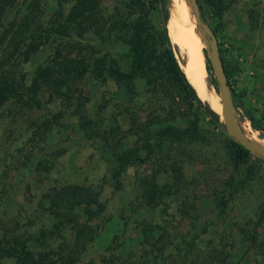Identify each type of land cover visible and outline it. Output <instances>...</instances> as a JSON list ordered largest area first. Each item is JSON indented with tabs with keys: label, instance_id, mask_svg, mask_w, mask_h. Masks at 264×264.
Masks as SVG:
<instances>
[{
	"label": "trees",
	"instance_id": "trees-1",
	"mask_svg": "<svg viewBox=\"0 0 264 264\" xmlns=\"http://www.w3.org/2000/svg\"><path fill=\"white\" fill-rule=\"evenodd\" d=\"M196 1L206 23L204 4L217 18L224 8L223 0ZM167 3L168 0H112L111 7H107L104 0H56L57 9L46 15L45 0H0V49L6 52L5 57L0 58V116L2 108L9 102L12 104L7 110L9 116L19 115L24 110H42L40 95L47 92L51 99L58 100L59 108L33 124L26 139L44 135L65 117L75 118L78 128L88 137L89 120L85 117L89 98L82 92L80 81L92 76L106 89L97 103L98 113L104 111L110 100L112 110L125 113L127 119L123 131L115 116L103 132L94 128L96 135L110 149L109 178L113 191L120 189V177L127 166L144 163L154 154H163L164 150L169 153L173 148L178 151L177 147L182 145L203 142L206 139L201 126L203 116L216 128L222 129V122L218 114L199 99L185 67L175 57V46L169 37ZM13 8L12 16L7 18L5 13ZM193 28L198 33L194 22ZM48 43L50 53L42 62L30 72L17 76L15 66L28 62ZM95 47L100 48L98 51L103 48L102 52L95 57L87 54ZM119 47L123 49L118 50ZM220 58L231 86L230 75L236 66L224 62L221 54ZM204 64L207 71L211 69L206 56ZM213 83L216 89L215 80ZM140 93L146 95L145 104L152 106L143 121L133 114ZM239 93L231 86L236 109L242 95ZM174 97L185 107L182 124L175 122L151 127L154 106L162 105L164 113L173 118L171 103L175 101ZM194 108L201 109L202 117ZM244 114L251 127L258 130L251 113L245 110ZM129 135L134 136L132 144L117 147V143ZM258 135L264 137V134ZM227 141V160L237 175L224 181L226 188L212 192L218 216L224 213L233 192L244 188L255 174V168L248 164L252 154L233 139ZM43 163L39 159L36 167ZM180 165L177 157L169 164L174 189H179L184 181ZM153 178L139 180L141 196L151 206L162 203L165 207L169 195L157 189ZM40 200L46 217L42 223L31 231L11 230L1 234L0 264H75L87 244L98 235L97 221L106 208V200L101 198L99 190L77 182L54 184L42 192ZM263 213L264 210L253 228L260 224ZM12 227L17 228L16 221ZM168 227L164 223H143L142 241L149 245L148 254L151 255L144 260L148 264H157L165 256H174L175 252L181 264L225 263L228 254L221 245L203 249L198 232L187 230L176 237L177 233L173 235V229ZM67 231L71 234L70 242L63 241L52 247L51 241L63 238ZM243 232L253 244L257 242L254 230L250 232L243 228Z\"/></svg>",
	"mask_w": 264,
	"mask_h": 264
},
{
	"label": "rangeland",
	"instance_id": "rangeland-1",
	"mask_svg": "<svg viewBox=\"0 0 264 264\" xmlns=\"http://www.w3.org/2000/svg\"><path fill=\"white\" fill-rule=\"evenodd\" d=\"M104 4L111 7L112 0H104ZM44 5L46 15L57 9L56 0H45ZM173 5L181 9L180 12L186 17L188 36L181 32L172 16ZM222 5L224 8L219 18L205 4L203 14L208 26L214 29L224 62L236 66L229 81L234 91L242 94L236 109L237 120L240 126L242 122H247L251 127L244 114L245 110L249 111L259 126L258 130L251 129L257 135L264 134V0H223ZM14 9L5 13V16L10 18ZM167 10L170 19L167 18L169 37L175 46L177 61L185 67L192 84H195V74L206 87L209 96L218 101L214 75L211 69H205L204 46L199 33L193 28L190 8L184 0H168ZM99 49L91 48L87 54L95 57L103 48L101 51ZM122 49L119 47L118 50ZM47 53H50L49 43L33 54L28 62L16 65V75L30 72L42 62ZM5 55L6 52L0 49V58ZM80 85L83 86L82 92L89 98L85 117L89 120L88 137L84 136L83 129L78 128L75 118L65 117L44 135L36 136L33 140L26 139L33 124L59 108L58 100L51 99L47 92L40 95L44 106L42 110H24L19 115L9 116L7 110L11 109L12 104L9 102L2 108L0 237L11 230L31 231L45 220L40 199L47 187L77 182L99 190L101 198L106 200V208L97 221L98 235L87 244L75 264H148L144 260L151 256L148 254L150 247L142 241L141 236L144 222L167 224L169 230L173 229V235L177 233L176 237L187 230L198 232L202 246L205 247L203 249L211 245L223 247L228 254L224 264H264V213L260 224L253 228L254 222L259 220L264 210L263 158L251 153L248 164L255 168L253 178L244 188L233 192L224 213L218 216L213 206L212 192L226 188L224 181L231 175L235 178L237 172L233 171L227 160V140L231 137L223 128L208 124L207 117L203 116L201 126L206 137L203 142L182 145L177 147L178 151L173 148L169 153L164 150L163 154H154L144 163L127 166L120 177V189L113 191L109 178V169L112 167L110 149L96 135L94 128L103 132L115 116L123 131L127 126L126 115L115 113L110 100L106 102L104 111L98 113L97 103L106 89L92 76L81 80ZM174 100L171 103L173 118L164 113L162 105L154 106L150 116L151 127L175 122L182 124L185 107L177 97ZM145 102L146 95L138 94L133 114L139 116V121L145 119L143 117L148 115L152 107ZM194 109H198L202 117L201 109ZM133 139L132 135L124 137L117 143V147H127ZM173 157L180 160L184 175L179 189L172 186L173 174L169 164ZM39 159L44 163L36 167ZM151 176L154 177L157 189L169 195L165 207L162 203L151 206L141 196L139 180ZM183 209L184 212L181 211ZM14 221L17 228L12 227ZM202 228L205 230L202 231ZM243 228L256 232V243L248 239ZM70 239L71 234L67 231L63 238L51 241V245L58 246L60 242H70ZM174 254L172 257H163L157 264H181L176 252Z\"/></svg>",
	"mask_w": 264,
	"mask_h": 264
},
{
	"label": "water",
	"instance_id": "water-1",
	"mask_svg": "<svg viewBox=\"0 0 264 264\" xmlns=\"http://www.w3.org/2000/svg\"><path fill=\"white\" fill-rule=\"evenodd\" d=\"M184 2L191 10L194 27L199 33V37L204 46L205 56L209 61L211 71L214 75L217 96L220 103V114L215 112L222 122L223 130L235 142L248 150V152L264 159V145L257 144L248 138L237 120L236 107L231 97V86L228 84L223 70L222 60L213 31L208 24L202 20L197 1L184 0Z\"/></svg>",
	"mask_w": 264,
	"mask_h": 264
},
{
	"label": "bare ground",
	"instance_id": "bare-ground-1",
	"mask_svg": "<svg viewBox=\"0 0 264 264\" xmlns=\"http://www.w3.org/2000/svg\"><path fill=\"white\" fill-rule=\"evenodd\" d=\"M180 10L175 5H173L171 13H172L173 18L176 20L181 32L185 36H188V32H187L188 27H187L186 17L183 16V14L180 12ZM194 81H195V84H193V85L196 88L197 95H198L199 99L201 101L206 102L211 107V109H213L218 114H220V103H219V101L214 100L212 97L209 96V94L207 93L206 87L196 77L195 74H194ZM241 127H242L245 135L248 138H250L253 142L260 144V145H264V137L258 136L256 134V132L251 129V127L248 125L247 122H242Z\"/></svg>",
	"mask_w": 264,
	"mask_h": 264
}]
</instances>
